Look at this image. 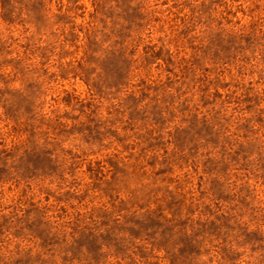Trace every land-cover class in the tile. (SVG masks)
<instances>
[{"label": "rangeland", "instance_id": "rangeland-1", "mask_svg": "<svg viewBox=\"0 0 264 264\" xmlns=\"http://www.w3.org/2000/svg\"><path fill=\"white\" fill-rule=\"evenodd\" d=\"M0 264H264V0H0Z\"/></svg>", "mask_w": 264, "mask_h": 264}]
</instances>
